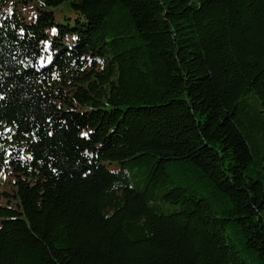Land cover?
I'll return each instance as SVG.
<instances>
[{
  "label": "trees",
  "instance_id": "1",
  "mask_svg": "<svg viewBox=\"0 0 264 264\" xmlns=\"http://www.w3.org/2000/svg\"><path fill=\"white\" fill-rule=\"evenodd\" d=\"M39 2L0 0V264H264V0Z\"/></svg>",
  "mask_w": 264,
  "mask_h": 264
},
{
  "label": "rangeland",
  "instance_id": "2",
  "mask_svg": "<svg viewBox=\"0 0 264 264\" xmlns=\"http://www.w3.org/2000/svg\"><path fill=\"white\" fill-rule=\"evenodd\" d=\"M36 4H40L39 0H31L32 7L30 8V10L28 12H26L27 16L30 15V13H36L37 9L34 8V6ZM47 8H49V7H47Z\"/></svg>",
  "mask_w": 264,
  "mask_h": 264
},
{
  "label": "snow or ice",
  "instance_id": "3",
  "mask_svg": "<svg viewBox=\"0 0 264 264\" xmlns=\"http://www.w3.org/2000/svg\"><path fill=\"white\" fill-rule=\"evenodd\" d=\"M53 31H55V29H53ZM49 135H51V133H49ZM82 136H87V133H81ZM53 171H55V169H53ZM87 174V173H86Z\"/></svg>",
  "mask_w": 264,
  "mask_h": 264
}]
</instances>
